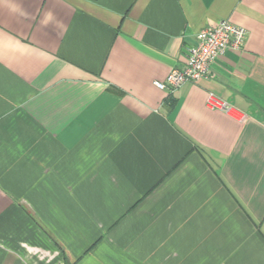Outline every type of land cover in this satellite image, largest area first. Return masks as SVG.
<instances>
[{
  "label": "crops",
  "instance_id": "crops-1",
  "mask_svg": "<svg viewBox=\"0 0 264 264\" xmlns=\"http://www.w3.org/2000/svg\"><path fill=\"white\" fill-rule=\"evenodd\" d=\"M0 264H264V0H0Z\"/></svg>",
  "mask_w": 264,
  "mask_h": 264
},
{
  "label": "built area",
  "instance_id": "built-area-1",
  "mask_svg": "<svg viewBox=\"0 0 264 264\" xmlns=\"http://www.w3.org/2000/svg\"><path fill=\"white\" fill-rule=\"evenodd\" d=\"M248 32L228 20H220L216 25L202 29L195 35L194 44L188 49L186 64L182 69H173L166 81H155L161 90L174 92L187 82H197L209 77L215 61L227 51L240 52L245 48ZM207 105L234 117L235 109L218 100L213 94L208 96Z\"/></svg>",
  "mask_w": 264,
  "mask_h": 264
}]
</instances>
